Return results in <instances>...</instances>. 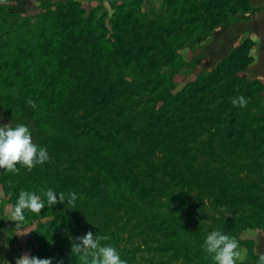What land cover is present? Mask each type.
<instances>
[{
	"label": "trees",
	"instance_id": "1",
	"mask_svg": "<svg viewBox=\"0 0 264 264\" xmlns=\"http://www.w3.org/2000/svg\"><path fill=\"white\" fill-rule=\"evenodd\" d=\"M21 1L0 0V105L17 123L27 119L51 136V146H44L50 159L31 171L21 165L16 172L0 169V192L11 200L12 213L22 190L41 198L49 189L65 199L69 193L77 194L75 202L58 201L41 213L25 209L22 221L13 214L18 227L25 222L34 225L27 240L29 256L50 259L52 264H91L90 256L71 251L79 241L59 234L63 228H77L100 235L92 227L94 200L85 201L77 186L52 172L56 162L74 154L109 176L110 187L117 184L118 195L106 200L122 205L124 217L155 230L168 220L146 201L148 193L135 174V164L155 150L163 152L161 170L169 181L160 193L164 206L180 214L168 227L172 236L168 243L176 246L180 262L163 259L156 264H214L203 247L206 235L193 227L191 204L175 185L208 189L216 204L250 209V218L224 226L228 235L246 229L264 232V200L221 173L212 174L209 167L195 166L190 144L205 121L227 112L229 135L223 141L237 151L264 153V86L247 74L254 62L252 40L234 47L179 90L164 73L179 62L184 42L201 43L230 17L252 14L251 0H161L158 7L146 0H111L105 6H90L85 0H44L32 16L10 11ZM241 95L247 105L233 106L231 101ZM146 96L138 109L136 101ZM82 109L88 115L79 116L80 123L74 116ZM88 116L107 124L106 130L91 127ZM93 188H101L99 181ZM220 223L224 221L215 222ZM242 244L246 255L238 264H256V240L248 237ZM119 253L129 262L126 251Z\"/></svg>",
	"mask_w": 264,
	"mask_h": 264
},
{
	"label": "rangeland",
	"instance_id": "2",
	"mask_svg": "<svg viewBox=\"0 0 264 264\" xmlns=\"http://www.w3.org/2000/svg\"><path fill=\"white\" fill-rule=\"evenodd\" d=\"M44 0H22L14 4L10 11L21 16H32L38 12L39 2ZM66 1V0H53ZM90 6H105L111 0H85ZM148 4L158 7L161 0H146ZM251 6L255 11L252 14H236L230 21L222 23L215 28L207 38L201 43L184 42L179 49L181 56L179 62L164 70V73L172 81L175 90H179L185 83L199 75L205 74L214 67L219 61L225 58L228 53L246 39L253 42L251 51L254 57L253 64L248 68L247 74L250 79H257L264 86V16L257 18L258 6H264V0H251ZM258 7V8H257ZM264 8V7H262ZM257 9V10H256ZM137 97V96H135ZM148 96L136 101L137 108L142 107V102ZM261 102L264 104V91L261 94ZM82 114L88 115L85 110L78 111L74 117L78 116L79 122ZM215 116V115H214ZM212 117L210 121H205L203 125L193 134L190 143L196 154L194 165L199 168L209 167L214 173H221L232 184L250 190L253 194L259 195L264 200V153L257 154L254 151L234 150L227 142L223 141V136L228 134V113L221 116ZM4 114L0 105V124L10 123L25 124L32 133L33 142L40 146L50 147L51 136L40 130L31 121L21 119L19 123ZM87 121L90 126L104 132L107 124L93 122V118L88 116ZM216 128H220L219 131ZM227 139V138H226ZM163 152L153 151L152 154L138 159L135 164V174L140 179L141 187L146 188L148 196L146 201L154 212H159L167 224L161 228L146 229L134 223L132 217H124V207L115 205L113 200L118 195L116 186L110 187L113 180L97 168L84 165L83 158L77 154L63 158L56 162L52 167V172L59 180H67L71 185L83 194L85 201L93 202L94 224L92 227L99 232L100 240L106 246L115 247L118 251L123 250L128 254V264H156L160 260L169 259L173 262H180L174 253L176 246L168 243L171 234L168 231L171 220L178 219V211L164 206V197L160 191L164 182L169 181V177L162 172ZM99 181L101 188H93ZM110 185V186H109ZM175 189L185 192V199L191 204L193 212V227L199 233L207 235L213 229L225 231L229 223L239 218H250L251 210L245 206L232 203L216 204L213 201V194L208 189L197 188L194 185L187 188L185 185H175ZM94 194H104L106 198L98 201L93 197ZM12 202L0 192V229L4 231L6 243L11 247L17 258L30 253L27 245L30 232L34 225L25 222L18 227L13 221L11 211ZM121 217V218H120ZM113 219V222L109 220ZM216 220L224 221V224H215ZM125 223V227H123ZM227 223V225H226ZM140 229V230H139ZM226 232V231H225ZM61 238L72 241H79L85 232L77 228H63L60 232ZM230 236L239 241L241 259L246 255V248L243 242L246 238L252 237L256 240L255 256L264 253V232L252 229L238 230Z\"/></svg>",
	"mask_w": 264,
	"mask_h": 264
},
{
	"label": "clouds",
	"instance_id": "3",
	"mask_svg": "<svg viewBox=\"0 0 264 264\" xmlns=\"http://www.w3.org/2000/svg\"><path fill=\"white\" fill-rule=\"evenodd\" d=\"M33 108L35 102L28 100ZM233 106L243 108L248 101L244 96H238L231 101ZM50 159L45 147L33 142L32 133L25 124L12 125L9 122L0 124V169L9 172L19 171L18 165L31 171L37 165H43ZM76 193H69L67 199L53 189H49L44 198L38 197L34 192L22 190L13 209L17 221L24 219V210L41 213V209L51 207L59 202H75ZM79 243H73L71 251L85 257H91V264H127L121 258L119 251L113 246H102L100 240L92 232L85 233L77 238ZM203 247L211 256L214 264H238L241 260L239 241L220 229L211 230L203 241ZM3 260V259H0ZM16 264H52L50 259L37 258L24 254L16 259ZM256 264H264V253L258 256Z\"/></svg>",
	"mask_w": 264,
	"mask_h": 264
},
{
	"label": "crops",
	"instance_id": "4",
	"mask_svg": "<svg viewBox=\"0 0 264 264\" xmlns=\"http://www.w3.org/2000/svg\"><path fill=\"white\" fill-rule=\"evenodd\" d=\"M261 8L260 11L257 12L259 14L257 18H261V16H264V6H258ZM257 7V8H258ZM0 264H16L17 256L12 251L11 247L6 243L5 237H4V231L0 229Z\"/></svg>",
	"mask_w": 264,
	"mask_h": 264
}]
</instances>
